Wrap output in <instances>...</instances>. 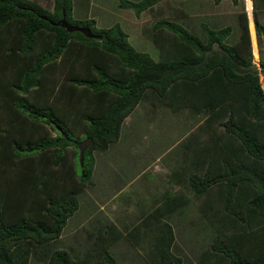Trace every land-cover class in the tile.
Wrapping results in <instances>:
<instances>
[{
    "label": "trees",
    "instance_id": "1",
    "mask_svg": "<svg viewBox=\"0 0 264 264\" xmlns=\"http://www.w3.org/2000/svg\"><path fill=\"white\" fill-rule=\"evenodd\" d=\"M162 1L120 0L119 7L140 18ZM260 11L264 0H253L258 39ZM64 16L103 39L57 26ZM240 23L241 40L230 45L231 26L202 24L203 41L160 20L154 30H166L169 40H156V61L136 50L120 23L75 21L73 0H54L52 11L0 0V264H32L35 255L43 256L37 264H93L53 244L93 184L94 154L119 142L144 100L206 115L186 141V172L176 175L215 233L197 264H264V61L260 73L245 10ZM89 137L81 166L76 142ZM174 198L167 193L157 213L174 210ZM104 235L108 244L122 237L112 227ZM155 241L150 264H185L173 252L171 225ZM108 244L101 264H115Z\"/></svg>",
    "mask_w": 264,
    "mask_h": 264
},
{
    "label": "rangeland",
    "instance_id": "2",
    "mask_svg": "<svg viewBox=\"0 0 264 264\" xmlns=\"http://www.w3.org/2000/svg\"><path fill=\"white\" fill-rule=\"evenodd\" d=\"M30 1L51 11L54 7V0ZM73 1L75 21L86 19L91 11L95 15L106 13L107 23L103 22L111 27L120 23V15L124 13L122 27L129 35L130 43L156 61H161L162 52L156 40H169L166 30H154L158 21L182 24L203 41L206 34L202 24L214 29L231 26L233 33L227 43L233 45L241 40L240 14L245 10L250 21L254 62L262 72L264 37L257 38L253 0H240L239 6L232 0H222L219 5L214 0H165L147 11L139 22L134 11L119 7L120 0ZM259 14L264 24V11ZM205 119L206 115L187 108L172 109L160 103L142 101L125 120L119 142L105 152L94 154L93 184L81 192L79 210L53 247L69 251L74 258L101 264L104 259L102 248L108 244L104 232L112 227L114 232L122 233L116 242L108 244L115 264H150L155 239L168 223L175 236L173 252L185 264H197L215 233L198 201L176 175L186 172V141ZM167 193L175 197L178 206L161 216L157 212L161 211ZM151 214L153 218H148ZM41 256L35 255L32 264H37Z\"/></svg>",
    "mask_w": 264,
    "mask_h": 264
},
{
    "label": "water",
    "instance_id": "3",
    "mask_svg": "<svg viewBox=\"0 0 264 264\" xmlns=\"http://www.w3.org/2000/svg\"><path fill=\"white\" fill-rule=\"evenodd\" d=\"M56 25L65 28L69 33L80 32L83 35H85L88 39H95V40H102L103 39L102 35H98V34L93 33L92 30L89 28L78 27V26L70 24L66 20L65 16ZM92 142H93V139L91 137H89V138L85 139L84 141L77 143V146L79 147V151H80L81 166L84 165L85 153L88 150V148L91 146Z\"/></svg>",
    "mask_w": 264,
    "mask_h": 264
},
{
    "label": "crops",
    "instance_id": "4",
    "mask_svg": "<svg viewBox=\"0 0 264 264\" xmlns=\"http://www.w3.org/2000/svg\"><path fill=\"white\" fill-rule=\"evenodd\" d=\"M130 1H132V0H130ZM134 1H137V0H134ZM163 1H165V0H163ZM163 1H162V2H163ZM168 1H170V0H168ZM172 1H174V0H172ZM73 2H74V1H73ZM160 3H161V2H160ZM160 3H159V4H160ZM159 4H157V5H159ZM157 5H156V6H157ZM90 6L93 7V3H91ZM156 6H154V7H156ZM154 7H153V8H154ZM153 8H151V9H149V10H147V11H150V10H152ZM75 9H76V8H75V5H74V16H75ZM122 10H126V9H122ZM147 11H146V12H147ZM146 12H144V13L140 16V18H137V17H136V18H137L136 21H137L138 19L143 18V15H144ZM102 14H103V15H102ZM102 14L100 13V14L95 15V14L91 11V13L89 14V16H88L87 18H88V19H95L96 22H97V27H98V28H108V27H110V26H106V25H110V24H106V25H105L104 22H103V21L106 22V19H105V18H106V16H107V14H106V13H102ZM122 14H124V13H122ZM122 14L120 15V16H121V19H120V24H121V26H122V21H121V20H123L122 17H124ZM138 22H139V20H138ZM106 23H107V22H106ZM111 26H112V25H111ZM250 34H251V32H250ZM251 40H253V39H252V36H251ZM252 46H253V44H252ZM139 105H140V104H139ZM139 105H138V106H139ZM135 110H136V109H135ZM135 110H134V111H135ZM132 114H133V113H132ZM129 116H130V115H129ZM129 116H128V117H129ZM128 117H127V118H128ZM184 148H186V147H184ZM186 151H187V149H186ZM187 153H188V152H187ZM185 156H186V154H185ZM186 165H188V161H187V158L185 157V167H186ZM182 172H183V171H182ZM165 196H166V195H165ZM164 199H165V197H164ZM164 201H165V200H164ZM118 232H120V231H118Z\"/></svg>",
    "mask_w": 264,
    "mask_h": 264
}]
</instances>
